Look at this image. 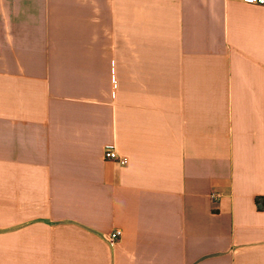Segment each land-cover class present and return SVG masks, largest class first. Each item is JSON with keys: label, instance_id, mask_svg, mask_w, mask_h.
Instances as JSON below:
<instances>
[{"label": "crops", "instance_id": "obj_1", "mask_svg": "<svg viewBox=\"0 0 264 264\" xmlns=\"http://www.w3.org/2000/svg\"><path fill=\"white\" fill-rule=\"evenodd\" d=\"M0 264H264V6L0 0Z\"/></svg>", "mask_w": 264, "mask_h": 264}, {"label": "built area", "instance_id": "obj_2", "mask_svg": "<svg viewBox=\"0 0 264 264\" xmlns=\"http://www.w3.org/2000/svg\"><path fill=\"white\" fill-rule=\"evenodd\" d=\"M242 1L250 5L264 6V0H242ZM105 158L118 162L121 165H125L128 163V158L120 155L114 146L106 148ZM122 236H123V231L120 229H115L107 233L105 235V238L110 244H115L122 238Z\"/></svg>", "mask_w": 264, "mask_h": 264}]
</instances>
